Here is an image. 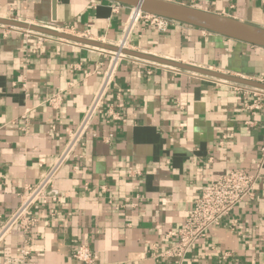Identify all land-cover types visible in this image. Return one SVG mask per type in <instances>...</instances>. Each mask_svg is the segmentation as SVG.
<instances>
[{"label":"crops","instance_id":"crops-1","mask_svg":"<svg viewBox=\"0 0 264 264\" xmlns=\"http://www.w3.org/2000/svg\"><path fill=\"white\" fill-rule=\"evenodd\" d=\"M169 1L264 28V0ZM114 2L57 0L53 19V0H0V18L116 45L132 9H114ZM6 27L0 24V225L63 150L67 129L79 124L100 85L97 70L109 61L91 45L58 37L40 43L36 33L5 34ZM129 49L264 79L263 47L181 22L161 32L140 20ZM243 86L123 60L108 100L126 121L95 118L78 156L56 179L65 194L60 205L65 220L53 224L48 211L41 210L42 220L29 234L15 228L0 244V262L28 239L30 264H84L74 257L82 243L90 245L97 264H175L156 253L172 245L166 234L184 223L201 187L235 167L253 171L264 139V100L261 109H248L254 97L245 95ZM57 91L64 100L53 110L45 99ZM131 166L143 175L130 179ZM137 194L142 197L137 207L125 204V197ZM183 264H264V181L253 199L239 204L193 246Z\"/></svg>","mask_w":264,"mask_h":264},{"label":"built area","instance_id":"built-area-1","mask_svg":"<svg viewBox=\"0 0 264 264\" xmlns=\"http://www.w3.org/2000/svg\"><path fill=\"white\" fill-rule=\"evenodd\" d=\"M191 1L194 2L196 0ZM114 3V9H118L123 5L118 2ZM131 9L132 14L124 29V37L114 45L118 50L93 46L94 49L110 57L106 68L97 70L101 74L100 85L79 124L75 128L67 129V140L61 153L57 155L47 172L35 185L26 188V191L21 195L19 206L0 225V244L15 228L21 229L25 235L29 234L36 224L42 220L39 214L41 210L45 209L48 211V219L53 224H58L60 221L65 220L60 218L62 216L60 205L63 203L65 194L56 183L60 171L72 158L78 156L77 149L84 145L85 139L90 134V129L98 115H103L106 119L126 121L108 100L111 85L121 62L125 59H130L143 64H150L152 67H168V65L127 55L123 50L129 49V36L140 20H146L151 26L161 32L167 31L176 21L149 14L137 8L131 7ZM5 29V34H7V31L15 30H23L27 35L36 33L40 37V43L55 38L54 36L12 26H7ZM56 30L66 32V30L62 29ZM79 36L88 38V34ZM125 37L126 39L124 40ZM58 39L64 42L71 41L59 37ZM123 41L125 42L123 47H121ZM115 57H118V59H115ZM73 67L77 68L79 66L74 65ZM259 81L264 82V79ZM243 87L244 89L241 90L245 95L254 97L252 102L247 105V108L261 109L264 100V90L250 86ZM115 97L119 102V107L124 106L123 91L118 90L115 93ZM63 100V92L57 91L47 97L45 103L53 110H57L61 108ZM180 107L182 108V106ZM142 175L143 171L141 168L133 166L128 168V177L130 179L133 180ZM261 181H264V139L260 145L253 171L249 172L244 168L235 167L219 178L202 186L199 196L194 201L193 207L185 218L184 223L178 228L170 229L167 232L166 237L173 240L172 245L168 249L156 253V255L171 258L175 264H183L193 246L200 239L205 238L212 227L220 225L223 219L228 217L239 204L255 197L256 189ZM102 190H105V186H102ZM141 198V195L137 194L135 197H125L124 200L125 204L137 207ZM125 204L122 206H125ZM28 243L29 240L26 239L24 245L19 247L14 255H6L0 264H30L29 258L33 248ZM153 255L155 254L153 253ZM74 257L84 264H97L95 253L87 243H82L77 247Z\"/></svg>","mask_w":264,"mask_h":264},{"label":"water","instance_id":"water-1","mask_svg":"<svg viewBox=\"0 0 264 264\" xmlns=\"http://www.w3.org/2000/svg\"><path fill=\"white\" fill-rule=\"evenodd\" d=\"M120 4L137 8L143 12L162 16L176 22L185 23L195 26L222 36L242 41L254 46L264 48V28L240 21L238 19L225 15L205 11L187 4L177 3L169 0H112ZM57 0H53V19H56ZM0 24L30 30L54 37L64 38L78 43L91 45L95 47L107 48L110 50H118L114 45H109L93 39L69 34L58 31L46 25H33L21 21L0 18ZM127 55L138 57L141 59L153 61L156 63L168 65L182 70H188L206 76L222 79L225 81L261 88L264 90V82L246 79L243 77L232 76L218 71L188 65L182 62L158 57L144 52L124 49Z\"/></svg>","mask_w":264,"mask_h":264},{"label":"bare ground","instance_id":"bare-ground-1","mask_svg":"<svg viewBox=\"0 0 264 264\" xmlns=\"http://www.w3.org/2000/svg\"><path fill=\"white\" fill-rule=\"evenodd\" d=\"M126 39V37L124 38V40ZM125 42V41H124ZM121 47H123V44L121 45ZM119 52H121V51H119ZM119 55V54H118ZM118 58V57H117Z\"/></svg>","mask_w":264,"mask_h":264},{"label":"rangeland","instance_id":"rangeland-1","mask_svg":"<svg viewBox=\"0 0 264 264\" xmlns=\"http://www.w3.org/2000/svg\"><path fill=\"white\" fill-rule=\"evenodd\" d=\"M123 45H124V41H123V43H122ZM126 47V46H125ZM118 56V55H117ZM109 59H110V57H109Z\"/></svg>","mask_w":264,"mask_h":264}]
</instances>
